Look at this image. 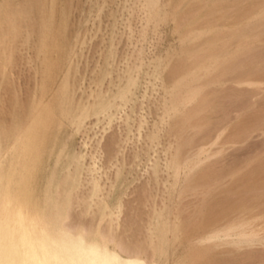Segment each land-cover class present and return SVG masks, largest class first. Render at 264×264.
Wrapping results in <instances>:
<instances>
[{
  "label": "rangeland",
  "instance_id": "374dc122",
  "mask_svg": "<svg viewBox=\"0 0 264 264\" xmlns=\"http://www.w3.org/2000/svg\"><path fill=\"white\" fill-rule=\"evenodd\" d=\"M38 263L264 264V0H0V264Z\"/></svg>",
  "mask_w": 264,
  "mask_h": 264
},
{
  "label": "bare ground",
  "instance_id": "6f19581e",
  "mask_svg": "<svg viewBox=\"0 0 264 264\" xmlns=\"http://www.w3.org/2000/svg\"><path fill=\"white\" fill-rule=\"evenodd\" d=\"M90 250V249H89ZM97 251V250H96ZM96 253V252H95ZM102 253V252H101ZM94 255V254H93ZM105 257H107V256H105ZM97 259V258H96ZM107 261V260H106ZM134 263V262H133ZM38 264H43V263H38ZM135 264H137V263H135Z\"/></svg>",
  "mask_w": 264,
  "mask_h": 264
}]
</instances>
